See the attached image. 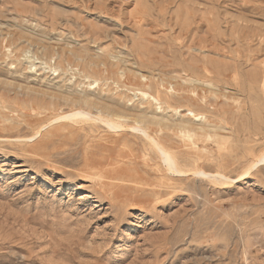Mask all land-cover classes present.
<instances>
[{
  "label": "rangeland",
  "instance_id": "rangeland-1",
  "mask_svg": "<svg viewBox=\"0 0 264 264\" xmlns=\"http://www.w3.org/2000/svg\"><path fill=\"white\" fill-rule=\"evenodd\" d=\"M263 154L264 0H0V264H264Z\"/></svg>",
  "mask_w": 264,
  "mask_h": 264
},
{
  "label": "bare ground",
  "instance_id": "bare-ground-1",
  "mask_svg": "<svg viewBox=\"0 0 264 264\" xmlns=\"http://www.w3.org/2000/svg\"><path fill=\"white\" fill-rule=\"evenodd\" d=\"M210 72V71H209ZM187 73V72H186ZM189 76V75H188ZM158 84V83H157ZM160 87V86H159ZM159 89V88H158ZM162 92V91H161ZM164 92V91H163ZM170 96V95H169ZM188 99V98H187ZM189 100V99H188ZM150 101V100H149ZM84 103H85V105H87L88 106V108L89 109H92V108H98V105L100 104V105H102L101 107H102V110H101V112H102V114L101 113H99L98 115H93L91 112H86L84 109H83V107H80V108H78V110L77 111H74V112H71V113H69V114H67L66 116L64 115L62 118L63 119H71L70 121H72V120H75L76 121V119H90V120H94V121H99V122H101V123H103L105 126H107L109 129H111L112 131L114 130V131H118V130H121V129H123L124 128V125H123V123L119 120V119H122L123 117H125L124 115H123V113H124V111H121V112H119V113H115V112H113V111H111L110 109L109 110H107L106 112H104L103 111V107H104V102H102L101 100L100 101H98V102H96V100L95 101H92V100H89L88 98L87 99H85L84 101H83ZM172 102V101H171ZM171 104H173V103H171ZM84 105V106H85ZM108 108H110V106L108 107ZM186 109V108H185ZM88 110V109H87ZM174 111V110H173ZM192 112H194L193 110L192 111H190V114L192 113ZM104 113H108V115L107 116H105V114ZM173 113H175V112H173ZM196 113V112H195ZM138 114H139V119H142V120H145V121H149L148 119H147V117L145 116V115H143V112L142 113H140V112H138ZM189 114V113H188ZM61 117V116H60ZM58 118V120H61V118ZM116 117V118H115ZM156 118V117H155ZM157 119V118H156ZM186 119V118H185ZM191 119V118H190ZM189 119V121H192V120H190ZM199 119V118H198ZM57 120V121H58ZM169 120V119H168ZM188 120V119H187ZM56 121V120H55ZM93 121V122H94ZM157 121V120H156ZM155 121V122H156ZM164 121V120H163ZM188 121V122H189ZM73 122V121H72ZM154 122V121H153ZM158 122V121H157ZM172 122V121H171ZM170 122V123H171ZM184 122V121H183ZM187 122V121H186ZM199 122V121H198ZM98 123V122H97ZM174 123V122H173ZM190 123V122H189ZM196 123V122H195ZM157 124H160V123H157ZM187 124V123H186ZM159 126V125H158ZM174 126H175V124H174ZM131 129H133V130H139V131H141L144 135H141V136H143L148 142H149V144H150V146L154 149V150H156V152H157V154H159V157L161 158V160L163 161L162 163H164L165 164V172L168 174V175H170L171 177L172 176H174V177H176V176H178V177H184L185 178V176H188V175H193V176H198V175H202V173H204L203 171H196V172H191V171H186V170H184V169H182L180 166H179V160H177L172 154H171V152L169 151V150H172V149H170L169 148V150L168 149H166V147H164L162 144H161V142L156 138V137H154L155 135H149L148 134V129H145V128H143V127H140V128H138V127H131ZM194 130H197V129H194ZM199 130V129H198ZM204 131V130H203ZM39 134V133H38ZM37 136V135H36ZM35 136V137H36ZM169 136V135H168ZM173 136V135H172ZM177 136V135H176ZM162 138V137H161ZM164 138V137H163ZM193 138H195L194 136H193ZM160 140H164V139H160ZM186 142V141H185ZM147 143V142H146ZM172 143V142H171ZM148 144V145H149ZM188 145V144H187ZM173 153V152H172ZM158 157V158H159ZM183 161V160H182ZM185 161V160H184ZM160 164V163H159ZM261 164H264V154L262 155V157L260 158V159H258L255 163H254V166L253 167H251L250 169L251 170H253V168L255 169L256 167H258V166H260ZM185 167V166H184ZM187 169V168H186ZM250 170V171H251ZM176 175V176H175ZM203 175H205V177L207 176V177H209V178H212V179H216L217 181L219 180H221V178H224L225 176H220L219 174H207V173H204ZM168 177V176H167ZM173 178V177H172ZM225 179H227V177H225ZM233 181H235L234 179H233Z\"/></svg>",
  "mask_w": 264,
  "mask_h": 264
}]
</instances>
